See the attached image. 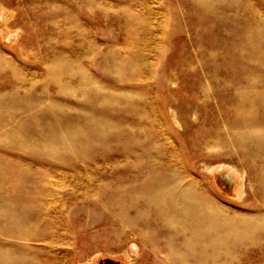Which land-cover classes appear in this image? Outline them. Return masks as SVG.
Masks as SVG:
<instances>
[{"label":"rangeland","instance_id":"374dc122","mask_svg":"<svg viewBox=\"0 0 264 264\" xmlns=\"http://www.w3.org/2000/svg\"><path fill=\"white\" fill-rule=\"evenodd\" d=\"M87 1L0 0V243L8 252L0 264H31L22 258L27 253L37 261L33 264H171L165 242L161 251L150 243L159 232L176 237L170 224L147 214H121V192L144 187L147 178L119 186L123 164L104 163L122 154L126 141L119 122L135 107L103 101L105 79L115 77L106 48L119 39L116 25L90 12ZM155 2L154 10L164 23L171 20L172 31L162 42L163 55L151 57L145 93L160 123L148 131L143 123L129 128L143 135L165 133L186 180L219 210L264 214V136L239 135L234 127L241 94L252 98L256 122L264 126L262 94L243 90L240 83L225 91L212 76L264 72V0H228V10L194 0ZM84 32L100 46L94 56L77 45ZM59 56L78 74L52 75L48 66ZM4 60L21 81L12 78ZM121 85L129 89L131 82ZM131 116L140 118L134 111ZM229 166L237 169L232 185L224 176ZM43 189L51 190L47 197ZM41 202L46 212L49 206L53 211L41 214ZM48 219L57 229L45 226ZM132 220L135 226L128 224ZM263 232L264 227L233 264H264Z\"/></svg>","mask_w":264,"mask_h":264},{"label":"bare ground","instance_id":"6f19581e","mask_svg":"<svg viewBox=\"0 0 264 264\" xmlns=\"http://www.w3.org/2000/svg\"><path fill=\"white\" fill-rule=\"evenodd\" d=\"M155 1H87V8L90 12H95L108 23L116 25L114 34L119 39L117 44L112 42L113 44L106 48V55L113 60L108 65V70L112 71L115 77L105 79L103 101L110 105L113 102L129 105L133 103L135 107V109L128 110L127 115L119 122L123 129L121 136L126 141L122 154L113 158L106 157L104 163L113 168L118 167L119 163L123 164L125 170L118 174L120 175L119 186L136 184L147 178L144 187L126 188L121 192L123 193L119 198L121 214L130 215L133 212L142 214V216L147 214L170 224V231L173 230L176 237L170 235L171 237L166 238L159 232L152 240L150 239V243L159 251L162 250L161 242H165L163 245L168 252L166 255L169 263L219 264V261L224 260L223 264H233L237 257L251 250L253 238L260 234L264 227V214L258 213L257 216L250 217L238 215L241 212L232 214L219 210L197 184L186 180L183 167L179 163L180 159L165 133L153 131L143 135L141 131L133 132L129 128L130 125L137 126L143 123L145 124L143 129L148 131L160 123L159 118L157 120L153 118L154 105L148 101L145 93H148L150 89L149 75L153 69L151 57L163 55L162 42H165L172 31L168 30L171 20L164 23L159 18V13L154 10L153 3H157ZM194 2L198 6L208 8L210 6L218 8L225 6L226 10L231 8L227 4L228 0H194ZM251 37L252 35L248 37L247 42H244V49H248V45L251 44ZM77 45L85 46L92 56L100 49V46L98 47L88 39L86 32H84V39L79 40ZM66 60L67 58L60 56L53 58L48 66L50 73L54 76L74 77L76 73L74 65L67 63ZM4 61V64L11 67L9 62ZM77 62L80 64L78 60ZM77 69L80 70V66ZM212 76L215 81H219L225 91H233L237 83H240L243 90H260L263 100L260 106H264V72L227 71L225 73L214 72ZM12 78L21 81L19 73L14 68H12ZM123 80L131 82L130 91L121 85ZM77 93L79 90L76 91ZM239 99L242 102L239 104L241 110L235 115V133L257 138L264 136V126L256 122L255 104L252 98L241 94ZM133 111L137 112L142 121L140 118L136 119L131 116ZM173 116L177 123L176 114L173 113ZM221 168L222 165L217 166L218 170ZM94 173L97 175L96 172ZM236 174L237 169L229 166V172L224 174L229 184L232 185L235 182ZM50 192L51 190L43 189L42 196L47 197ZM240 192L241 196L246 195L244 176ZM46 205L45 202L40 203L41 214L43 211L46 214L53 211L49 206L46 212ZM45 223L48 228L57 229L58 227V223L51 219ZM128 224L135 226L136 222L132 220ZM141 226L145 229L149 227L145 223ZM39 236L42 238L43 235L39 234ZM21 237L30 240L28 234H23ZM5 248L6 244L0 243V258L8 255ZM22 258L31 264L37 262L28 253L23 254Z\"/></svg>","mask_w":264,"mask_h":264}]
</instances>
